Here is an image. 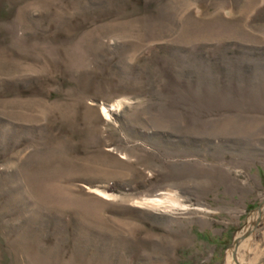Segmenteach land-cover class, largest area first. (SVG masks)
I'll use <instances>...</instances> for the list:
<instances>
[{
	"label": "rangeland",
	"instance_id": "374dc122",
	"mask_svg": "<svg viewBox=\"0 0 264 264\" xmlns=\"http://www.w3.org/2000/svg\"><path fill=\"white\" fill-rule=\"evenodd\" d=\"M232 251L264 264V0H0V264Z\"/></svg>",
	"mask_w": 264,
	"mask_h": 264
},
{
	"label": "bare ground",
	"instance_id": "6f19581e",
	"mask_svg": "<svg viewBox=\"0 0 264 264\" xmlns=\"http://www.w3.org/2000/svg\"><path fill=\"white\" fill-rule=\"evenodd\" d=\"M104 115L107 117V115L104 112ZM166 202V201H165ZM140 205L146 206L148 208H159L162 207L164 202L162 201L161 198H153V199H147L144 200V202L140 203ZM237 248V247H236ZM236 250V249H235ZM235 252L232 251V253H229L226 258V264H239L236 257H235Z\"/></svg>",
	"mask_w": 264,
	"mask_h": 264
},
{
	"label": "water",
	"instance_id": "95a60500",
	"mask_svg": "<svg viewBox=\"0 0 264 264\" xmlns=\"http://www.w3.org/2000/svg\"><path fill=\"white\" fill-rule=\"evenodd\" d=\"M233 249H234V250L236 249V244L233 245Z\"/></svg>",
	"mask_w": 264,
	"mask_h": 264
}]
</instances>
